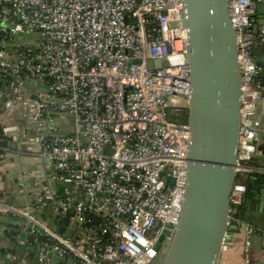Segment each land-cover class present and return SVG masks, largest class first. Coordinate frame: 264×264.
I'll return each instance as SVG.
<instances>
[{
    "label": "built area",
    "instance_id": "1",
    "mask_svg": "<svg viewBox=\"0 0 264 264\" xmlns=\"http://www.w3.org/2000/svg\"><path fill=\"white\" fill-rule=\"evenodd\" d=\"M252 3L264 0H227L241 81L235 171L264 175V164H245L264 101L252 57L264 21L254 32ZM182 16V0H0L2 118L20 112L45 181L59 185L27 195L21 178L23 205H0L24 220L36 264H149L160 235L177 225L189 131L174 117L191 88ZM155 60L167 66L149 69ZM245 190L239 181L232 187L229 225L242 223Z\"/></svg>",
    "mask_w": 264,
    "mask_h": 264
},
{
    "label": "water",
    "instance_id": "2",
    "mask_svg": "<svg viewBox=\"0 0 264 264\" xmlns=\"http://www.w3.org/2000/svg\"><path fill=\"white\" fill-rule=\"evenodd\" d=\"M182 1L179 26L186 30L190 50L187 177L178 223L160 235L149 264H217L222 243L231 244L239 227L229 225L236 216L229 199L237 175L240 67L227 0ZM263 21H255L254 32ZM147 66L158 69L167 63L155 60ZM250 144L256 150V139ZM163 245L166 250L160 254Z\"/></svg>",
    "mask_w": 264,
    "mask_h": 264
},
{
    "label": "crops",
    "instance_id": "3",
    "mask_svg": "<svg viewBox=\"0 0 264 264\" xmlns=\"http://www.w3.org/2000/svg\"><path fill=\"white\" fill-rule=\"evenodd\" d=\"M258 6L255 9V19L260 21L264 19V3ZM252 57L261 68V77L264 78V41L252 49ZM32 88L31 85L26 87L30 91ZM2 117L4 109L0 106L3 126L12 128L9 133L3 134L0 126V205L21 207L24 203L18 192L21 178H24L27 195L46 186L56 190L59 185L45 181L43 162L38 157L39 147L27 140L34 132H23L26 122L20 112L6 119ZM254 119L257 148L255 158L245 164L259 168L264 164V101L257 104ZM249 175L248 172L241 173L239 182L243 183ZM239 217L242 223L233 231L232 243L221 252L217 264H264V186L254 198L246 201ZM248 228L251 233L246 246ZM25 230L22 218L0 209V264H36L35 255L29 250Z\"/></svg>",
    "mask_w": 264,
    "mask_h": 264
},
{
    "label": "trees",
    "instance_id": "4",
    "mask_svg": "<svg viewBox=\"0 0 264 264\" xmlns=\"http://www.w3.org/2000/svg\"><path fill=\"white\" fill-rule=\"evenodd\" d=\"M188 117L187 109H184L180 115L175 116L174 120L180 121V122H186ZM240 179V174L236 175V181H239ZM245 185V193H244V203L240 207L239 211L241 212L244 208V205L246 201L252 199L257 195V193L261 190V188L264 186V175L260 173H251L247 179L243 182ZM65 225L66 222H60L58 231L59 233H64L65 232Z\"/></svg>",
    "mask_w": 264,
    "mask_h": 264
},
{
    "label": "rangeland",
    "instance_id": "5",
    "mask_svg": "<svg viewBox=\"0 0 264 264\" xmlns=\"http://www.w3.org/2000/svg\"><path fill=\"white\" fill-rule=\"evenodd\" d=\"M29 91V93H31V91L30 90H28ZM188 107V106H187ZM187 109V108H186ZM29 143H32L31 141H29ZM32 144H34V143H32ZM168 243H169V241H168ZM165 250H166V248H164V251L162 252V254L163 253H165Z\"/></svg>",
    "mask_w": 264,
    "mask_h": 264
},
{
    "label": "flooded vegetation",
    "instance_id": "6",
    "mask_svg": "<svg viewBox=\"0 0 264 264\" xmlns=\"http://www.w3.org/2000/svg\"><path fill=\"white\" fill-rule=\"evenodd\" d=\"M165 245L162 246L160 254H162V252L164 251Z\"/></svg>",
    "mask_w": 264,
    "mask_h": 264
}]
</instances>
